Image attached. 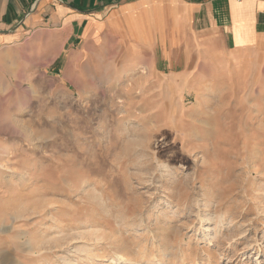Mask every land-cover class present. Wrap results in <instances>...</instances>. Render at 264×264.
I'll use <instances>...</instances> for the list:
<instances>
[{
  "label": "rangeland",
  "instance_id": "1",
  "mask_svg": "<svg viewBox=\"0 0 264 264\" xmlns=\"http://www.w3.org/2000/svg\"><path fill=\"white\" fill-rule=\"evenodd\" d=\"M170 45L0 87V264H264V42Z\"/></svg>",
  "mask_w": 264,
  "mask_h": 264
},
{
  "label": "crops",
  "instance_id": "2",
  "mask_svg": "<svg viewBox=\"0 0 264 264\" xmlns=\"http://www.w3.org/2000/svg\"><path fill=\"white\" fill-rule=\"evenodd\" d=\"M229 39L233 52L264 42V0H0V87L34 81L62 58L68 79L74 65L125 52L136 63L170 44L224 55Z\"/></svg>",
  "mask_w": 264,
  "mask_h": 264
},
{
  "label": "bare ground",
  "instance_id": "3",
  "mask_svg": "<svg viewBox=\"0 0 264 264\" xmlns=\"http://www.w3.org/2000/svg\"><path fill=\"white\" fill-rule=\"evenodd\" d=\"M215 52V51H214Z\"/></svg>",
  "mask_w": 264,
  "mask_h": 264
}]
</instances>
